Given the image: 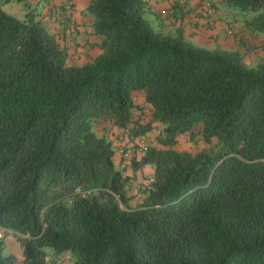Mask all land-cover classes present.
Instances as JSON below:
<instances>
[{
  "label": "trees",
  "instance_id": "trees-1",
  "mask_svg": "<svg viewBox=\"0 0 264 264\" xmlns=\"http://www.w3.org/2000/svg\"><path fill=\"white\" fill-rule=\"evenodd\" d=\"M17 3L0 5V264H264V57L155 31L146 0H91L100 52L73 65ZM223 4L264 34V0Z\"/></svg>",
  "mask_w": 264,
  "mask_h": 264
},
{
  "label": "crops",
  "instance_id": "crops-1",
  "mask_svg": "<svg viewBox=\"0 0 264 264\" xmlns=\"http://www.w3.org/2000/svg\"><path fill=\"white\" fill-rule=\"evenodd\" d=\"M14 1L17 3L18 0ZM24 1L36 6L41 0ZM90 1L44 0L45 5L39 7L41 12H38V17L41 20H47L49 15L53 16V23L47 25L48 29L59 33L58 42L67 48L69 63L73 65L83 64L100 52L97 47L98 39L90 33L91 18L85 12ZM212 2L214 13L206 14L203 10V0H146V15L159 23L164 22L169 28L181 29L184 37L192 44L209 50L238 51L248 66L258 63L264 57V34L252 32L246 26V22L254 17V13H239L227 8L223 0ZM66 4L72 5L71 11L66 12ZM60 10L62 15H57ZM84 26L86 28L82 32ZM67 38H70L72 43L66 45ZM113 159L118 167L121 160L120 150L115 153ZM151 173L152 171H148L147 176ZM137 174L140 181L139 172Z\"/></svg>",
  "mask_w": 264,
  "mask_h": 264
},
{
  "label": "rangeland",
  "instance_id": "rangeland-1",
  "mask_svg": "<svg viewBox=\"0 0 264 264\" xmlns=\"http://www.w3.org/2000/svg\"><path fill=\"white\" fill-rule=\"evenodd\" d=\"M45 2H44V0H41L36 6L30 4V9H34L37 13L41 12L39 7H42L43 5H45ZM23 4L24 3H16L14 0H8V1L7 0H0V5H1L2 9L6 13L15 16L18 19H22L24 14H25V12H26L24 10ZM50 6H52V4H50ZM50 13H51V11H49V14ZM146 18L150 22L152 28L155 31H159V32H161L163 34L173 35L176 32V30L178 29L177 28V29L174 30L173 28H169V26H167V24H163L164 22L159 23V22L155 21L154 19L152 20V18L148 14L146 15ZM52 20H53V16L49 15L47 20H42V21H43L44 25L47 26V25H49V23L52 22ZM85 28H86V26H84L82 28L83 29L82 32L85 31ZM69 40H70V38H67V40L65 39V41H67L66 45H68L67 43H69V44L72 43V41H69ZM87 43H90V42L87 41ZM86 54H88V53H86ZM249 66L250 67H256L257 63L255 65H249ZM136 102H138V103L142 102L141 95H138ZM98 128L100 129L99 131H102L103 129H105V130L106 129H110V126L107 123H100V124H98ZM152 136H154V135H152ZM152 136H150V137H152ZM140 145H141V147L143 146L142 143H140ZM202 146H203V143H202L201 140H198V141L189 140L188 137H186V136L179 138V144H178V149L179 150H189V151H193L194 152V151H197V150L201 149ZM138 153H141V152L138 151ZM114 164H115V162H114ZM115 167L117 168L116 164H115ZM145 169L150 171L151 168L150 167H146ZM0 236L1 237L4 236V232L2 230H0ZM6 250L8 252L12 253L13 255H15V256L20 258L19 246H18V244L16 243V241L12 237H8L6 239Z\"/></svg>",
  "mask_w": 264,
  "mask_h": 264
},
{
  "label": "built area",
  "instance_id": "built-area-1",
  "mask_svg": "<svg viewBox=\"0 0 264 264\" xmlns=\"http://www.w3.org/2000/svg\"><path fill=\"white\" fill-rule=\"evenodd\" d=\"M71 4H67L65 6L66 12H69L71 10ZM203 10L206 14H212L213 13V8H212V1L211 0H203ZM57 15H62V11H57ZM141 143V142H140ZM124 158H128L127 153H125ZM123 166V165H122Z\"/></svg>",
  "mask_w": 264,
  "mask_h": 264
}]
</instances>
